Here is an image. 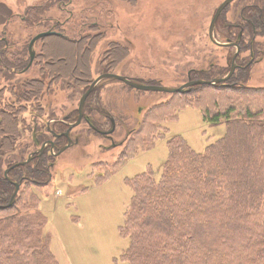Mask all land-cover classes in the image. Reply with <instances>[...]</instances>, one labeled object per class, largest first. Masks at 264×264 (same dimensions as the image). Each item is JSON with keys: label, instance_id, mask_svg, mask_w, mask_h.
Masks as SVG:
<instances>
[{"label": "rangeland", "instance_id": "1", "mask_svg": "<svg viewBox=\"0 0 264 264\" xmlns=\"http://www.w3.org/2000/svg\"><path fill=\"white\" fill-rule=\"evenodd\" d=\"M223 1L50 0L51 6L46 7V0H15L18 9L13 18L0 27V39L9 44L4 47L6 53H16L15 63H24L28 58L21 47L47 30L39 26L40 23L29 24V21H60L59 26L50 30L80 38L79 45H69L56 38L34 45L38 55L45 44L44 53L48 58H44L49 65L56 63L50 59L49 48L53 49L54 55L70 56L66 57L70 59L72 71L63 78L70 83L73 76L82 80L94 78L105 68L108 54L114 53L116 67L110 66L112 73L142 85L178 88L193 83L191 89L199 86L200 81L213 85L218 79L226 80L215 84L239 77L238 81L248 88L262 89L264 27L254 29L253 38L243 28L248 27L247 22L251 20L247 15L254 11L253 8L264 13V0L233 1L217 19L213 31V38L218 43L215 44L210 40L208 30L216 8ZM60 3L63 4L61 7ZM40 6L41 11L34 13L33 8ZM235 23L243 30L238 32L240 27L229 28ZM231 32L233 35L239 33L241 39L237 36L235 40H226ZM228 42L238 49L223 45ZM84 57L88 71L84 67ZM76 60L79 66L83 64V71L76 70ZM66 64L64 60L57 62L58 67ZM37 70L32 66L26 74L15 75V94L20 93L15 95V104L21 111L20 121L30 119L29 110L22 108L33 104L32 100L30 103L26 99L29 96L26 95L27 85L37 76ZM6 84L4 82L3 86ZM105 84L100 96L110 104H99L105 111L100 118L102 122L109 117L115 119L113 139L105 142L93 134L90 142L85 138L79 147L64 151L57 159L52 158L49 167H43L50 175V183H45L39 174L35 175V181L22 183L15 195L16 208L2 206L9 208L8 211L0 208V251L12 249L21 253L23 259V254L31 255L30 249L34 251L38 245L41 250L42 247L49 250L54 264H128L120 258L126 240L119 233L131 197V191L123 183L124 180L128 182L125 178L135 177L147 169L149 172L150 167L155 176L160 173L166 157L165 136L180 135L198 152L225 132L223 125L210 128L202 120L206 107L214 108L218 104L217 109H222L225 104L227 95H220L216 90L202 89L199 94L206 95H197L192 101L189 95L138 91L118 81ZM51 90L54 92L50 91L53 106H77V96L69 89L58 85L51 86ZM6 91L9 92L8 88ZM227 101L238 103L240 99L233 96ZM237 108L243 110L242 106ZM236 114H232L233 118ZM263 116L264 113L260 117L251 115L254 117L252 122ZM118 118L121 120L119 125ZM0 131L3 136L2 129ZM31 139L20 124L18 133L15 132V151H19L18 147L22 149V145L28 148ZM153 140L156 144L151 142ZM128 141L130 149H126ZM144 144L151 146V150L144 149L147 148ZM101 146L104 150L99 149ZM216 159L219 160L217 156ZM16 234L28 249L21 252L15 246ZM41 250L38 253L42 254ZM39 262L41 257L33 261L34 264Z\"/></svg>", "mask_w": 264, "mask_h": 264}, {"label": "trees", "instance_id": "2", "mask_svg": "<svg viewBox=\"0 0 264 264\" xmlns=\"http://www.w3.org/2000/svg\"><path fill=\"white\" fill-rule=\"evenodd\" d=\"M39 9L41 11L35 7L33 12L38 13ZM253 10L247 15L251 20L247 22L248 27H244L252 38L254 29L264 27V13ZM40 21L43 24L48 22ZM237 24L229 28L240 27V32L243 27ZM238 34L231 32L227 38L235 40ZM48 50L52 59L56 57L67 63L63 67H53L52 72L69 75L72 66H69L67 57L70 56L54 55L52 48ZM83 60L88 71L87 60L85 57ZM76 61V70L83 71V64L79 66ZM238 79L235 77L222 84H203L194 87L196 90L191 88L188 92L176 93L189 95L192 101L197 95H206L199 94L205 88L227 95L222 109H217L218 104L214 108L206 107L202 118L208 127L223 125L225 132L198 152L180 135L165 136L166 157L160 173L155 176L150 167L149 172L147 169L135 177L125 178L128 182L124 180L123 183L131 191V197L119 227V233L126 240V248L120 255L124 262L264 264V116L255 123L251 117L253 114L260 117L264 113V88H248ZM233 96L240 99L239 104L227 101ZM211 97L215 98L214 95ZM234 112H237L235 118L232 116ZM151 142L156 144L154 140ZM128 146L129 141L126 149H130ZM144 149L151 150V146ZM34 169L33 181L37 174L45 183L49 181L50 175L40 162ZM10 193L9 186L0 176V200H4L1 206H7ZM15 204L9 208H16ZM9 208L2 210L8 211ZM13 241L21 252L29 248L23 245L17 234ZM38 249H30L28 253L31 255L23 254L24 261L21 253L12 249L0 251V264H34L38 257H41L38 264H54L47 248L42 247V254Z\"/></svg>", "mask_w": 264, "mask_h": 264}, {"label": "flooded vegetation", "instance_id": "3", "mask_svg": "<svg viewBox=\"0 0 264 264\" xmlns=\"http://www.w3.org/2000/svg\"><path fill=\"white\" fill-rule=\"evenodd\" d=\"M46 1L45 6H51L50 3L52 2L50 0ZM36 23H40L39 26L47 29L45 32L49 31L54 34L41 37L31 45L30 40L32 37L25 43L27 44L25 45L26 47L24 45L21 47H24L21 51L26 50L24 56L26 58L27 54V62L15 63L16 53H6L4 47L9 46V44H6L4 39H0V129H2L3 134V136H0V160L3 159L1 160L2 163L0 162V176L9 186L11 192L7 205L11 202L16 187L19 190L22 183L34 180L33 171L35 170V162H40L43 167H49L50 163H53L52 158L57 159L64 151L72 147H79L85 138L90 142L89 138L94 134L98 137L100 136V139L105 142H110L113 139L112 135L116 131L114 118L109 117V119L106 118L102 122L100 117L104 115L105 111L104 108L99 106V104H110L109 101H103L100 93L106 88L105 83L115 81L102 79L94 84L99 76L114 74L110 66L116 67L115 54H108V61L104 64L105 68H102L99 71L101 73L94 78L80 80L76 76H73L72 83L64 81L63 78L68 75L52 72V68L57 66L59 59L55 60L50 57L56 63L54 66L49 65L44 58H48L44 53L45 44L38 55L34 44L45 39L56 38L66 44L79 45L81 40L78 37H66L60 32L50 30L55 26H59L60 21H48L44 22V24L42 21H29V24ZM243 29L245 30V28ZM243 29L241 28L240 31ZM89 38L93 40L92 37ZM238 39H241L239 34ZM32 66L38 68L37 76L32 77V81H28V94H26L24 89V93L22 92L23 95H29L26 99L30 103L31 100L33 102V104H29L26 108H22V110H29L30 119L20 121L19 115L21 111L17 110L15 104V95L18 96L20 94H15V75L26 74ZM4 82L7 83L5 86H3ZM122 84L126 85L124 83ZM58 85L69 89V92H73V95L77 96V106H70L68 104L65 105L67 107L53 106L52 96L50 94V91L52 92L51 86L57 87ZM126 86L129 87L128 85ZM7 88L9 92L6 91ZM84 96L85 98L83 99ZM45 101H48L47 104H41ZM117 121L116 123L119 125L120 118ZM10 123L12 127H10ZM20 124L22 131L29 133L32 139L30 140V146L28 148L27 145H22L23 150L18 147L19 151H15V132L18 133ZM103 146L99 149L104 150ZM19 156H21L20 159H15ZM25 157L26 159L24 160ZM16 182L18 185L15 184ZM3 201L0 200V206ZM14 202L15 195L13 204Z\"/></svg>", "mask_w": 264, "mask_h": 264}, {"label": "water", "instance_id": "4", "mask_svg": "<svg viewBox=\"0 0 264 264\" xmlns=\"http://www.w3.org/2000/svg\"><path fill=\"white\" fill-rule=\"evenodd\" d=\"M235 0H224L216 9L215 11V14L214 16L212 17L211 21H210V26H209V30H208V35H209V38L210 40L215 43V44H218L214 38H213V31H214V27H215V24L217 22V19L219 17V15ZM54 33L52 32H43L42 34L38 35L37 39L41 38V37H46V36H49V35H52ZM33 40L31 42V45L32 43L35 41ZM224 46H227V45H232V46H235L234 43H226V44H223ZM237 47V46H235ZM238 49V47H237ZM236 55V54H235ZM234 70V67L231 68V72ZM230 72V73H231ZM102 79H110V80H113V81H118V82H122L126 85H128L129 87L135 89V90H138V91H144V92H163V93H184V92H188L189 89H190V86L193 84V83H186L178 88H169V87H163L161 85L159 86H156V85H142V84H139V83H136L135 81L133 80H130L128 78H125V77H122V76H119V75H115V74H105V75H101L98 77V79L95 81L94 84H96L98 81L102 80ZM226 79H218L217 82H220V81H224ZM214 82V83H213ZM212 83L215 84L217 83L216 81H213ZM199 85L200 84H211V82H205V81H200L198 82ZM94 84H93V87H94ZM197 85V84H195ZM85 98V96L83 97V99ZM17 188L15 189V192L13 193V196H12V200L11 202L7 205V207H11L13 205V201H14V195L17 194ZM16 197V196H15ZM0 208H2L0 206Z\"/></svg>", "mask_w": 264, "mask_h": 264}, {"label": "crops", "instance_id": "5", "mask_svg": "<svg viewBox=\"0 0 264 264\" xmlns=\"http://www.w3.org/2000/svg\"><path fill=\"white\" fill-rule=\"evenodd\" d=\"M16 5L15 0H0V27L5 26L13 18L18 9Z\"/></svg>", "mask_w": 264, "mask_h": 264}]
</instances>
